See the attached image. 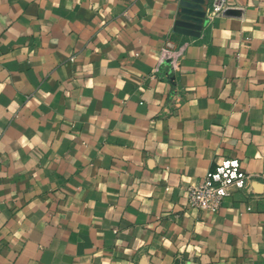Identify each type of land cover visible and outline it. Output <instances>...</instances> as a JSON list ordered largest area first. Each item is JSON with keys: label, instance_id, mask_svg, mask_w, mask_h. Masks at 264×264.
I'll return each mask as SVG.
<instances>
[{"label": "crops", "instance_id": "obj_1", "mask_svg": "<svg viewBox=\"0 0 264 264\" xmlns=\"http://www.w3.org/2000/svg\"><path fill=\"white\" fill-rule=\"evenodd\" d=\"M182 1L0 0V264H264V0ZM224 158L247 189L189 206Z\"/></svg>", "mask_w": 264, "mask_h": 264}, {"label": "built area", "instance_id": "obj_2", "mask_svg": "<svg viewBox=\"0 0 264 264\" xmlns=\"http://www.w3.org/2000/svg\"><path fill=\"white\" fill-rule=\"evenodd\" d=\"M224 6L225 0H216L206 9L205 14L211 17L223 13ZM181 54L182 46L177 47L171 40H167L160 51V62L170 70H175ZM249 178L250 175L242 168L239 159L224 158L199 181L188 186L187 204L213 213L233 190L247 189Z\"/></svg>", "mask_w": 264, "mask_h": 264}, {"label": "water", "instance_id": "obj_3", "mask_svg": "<svg viewBox=\"0 0 264 264\" xmlns=\"http://www.w3.org/2000/svg\"><path fill=\"white\" fill-rule=\"evenodd\" d=\"M206 0H183L175 28L188 34L198 35L205 18Z\"/></svg>", "mask_w": 264, "mask_h": 264}]
</instances>
